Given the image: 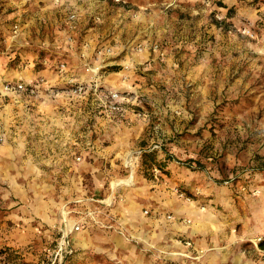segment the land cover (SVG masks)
Listing matches in <instances>:
<instances>
[{
	"label": "rangeland",
	"instance_id": "1",
	"mask_svg": "<svg viewBox=\"0 0 264 264\" xmlns=\"http://www.w3.org/2000/svg\"><path fill=\"white\" fill-rule=\"evenodd\" d=\"M52 1L10 0L12 6L0 18V56H5L0 58V66L20 69L19 56H13L18 50L14 40L26 27L24 17L49 13ZM106 2L110 13L119 9L130 21L136 37L133 51L150 53L149 60L135 63L133 72L129 62L111 67L119 71V81L123 83L120 89L131 88L134 99L141 88L146 93L141 103L133 107L136 116L148 123L135 122L121 127L112 138L106 136L104 144L114 147L103 153L102 162L80 163L84 167L96 164L98 169L94 172L102 175L104 171L108 178L99 185L90 178L84 179L83 185L98 186V192L105 191L107 195L113 180L112 189L121 184L145 187L152 183L150 180L167 178L168 189L172 188L184 203L203 210L223 206L240 209L248 216L255 209L264 210V0ZM44 17V27L54 25L50 19L46 23ZM69 20L63 33L65 41L72 35L75 48L78 23ZM92 22L91 17L86 25ZM155 44L158 49L152 51ZM136 46L143 49L139 51ZM42 58V64L49 63L47 57ZM151 59L156 60L154 65L155 60ZM22 63L26 65L27 60ZM122 74L127 76L125 82ZM45 140L44 137V143ZM4 142L0 139V144ZM32 153L35 155L36 151ZM5 158L14 161L10 153ZM124 162L130 166H123ZM78 164L68 165V184L72 188L78 184ZM132 168L142 180H133ZM118 169L122 175L131 173L119 178L114 174ZM48 170L47 162H0V195H5L0 198V262L45 264L43 260L59 233L43 224L29 231L28 235H34L30 243L19 248L7 245L6 240L14 236L17 224L6 216L10 207L5 199L22 196L28 206L44 207L48 192L53 190L46 180ZM241 223L236 221L232 233L240 236L242 254L264 261V250L258 245L264 234L246 236L239 230ZM131 238L128 235L129 240H136ZM30 252L34 256L27 259ZM99 256L91 250L76 248L67 264H124L123 258L108 253ZM140 256H134L129 264H150Z\"/></svg>",
	"mask_w": 264,
	"mask_h": 264
},
{
	"label": "crops",
	"instance_id": "2",
	"mask_svg": "<svg viewBox=\"0 0 264 264\" xmlns=\"http://www.w3.org/2000/svg\"><path fill=\"white\" fill-rule=\"evenodd\" d=\"M17 1L20 0L15 3H19ZM52 3L49 13L24 17L26 27L21 28L20 35L14 40L18 50L13 56L15 53L19 56L20 69L6 64L0 66V138L6 141L0 144V162H47L46 180L53 189L48 192L44 207L28 206L23 203L22 196L6 197V204L10 207L6 216L17 224L14 236L7 239L6 244L14 248L23 247L34 236L28 235L31 234L29 231L39 229L43 224L50 225L59 233L65 222L62 211L70 208L71 221L78 216L86 217L82 227L70 236L73 254L76 248L91 250L96 257L108 253L112 257L123 258L124 264L132 263L131 259L140 255L150 264H172L173 261L176 264L264 263L260 257L242 254L240 236L232 233L236 221H242L239 230L246 236L264 234V210L255 209L251 216L240 209L223 206L203 210L197 205L184 203L172 188L168 189L167 178L158 179L157 176L145 187L121 184L112 189L113 180L107 188L111 193L98 192L100 189L95 185L105 182L108 175L104 171L102 175L94 172L98 169L96 164L84 167L80 162H102L103 153L114 147L104 144L106 136L112 138L121 127L135 122L148 123L134 113L133 106L141 103L146 94L142 88L141 94L137 93L135 99L125 104L122 113H111L105 109L100 90L123 88L119 71L111 69L112 66L129 62L133 72L135 63L149 60L150 53L133 51L132 42L136 37L130 21L121 15L119 9L110 13L106 0H53ZM9 6H12L10 0H0V18ZM73 13V21L78 23L74 31L75 50L68 47L63 33ZM44 16L46 23L50 19L54 25L44 27ZM91 17L93 22L87 26ZM101 45L111 46L112 54L92 61L91 57ZM80 51L82 56L77 54ZM2 57L5 56L2 54ZM42 57H47L49 63L42 64ZM25 60L27 63L23 65ZM58 61L67 63L65 72L57 71L55 63ZM92 62L99 67L97 72L85 70V65ZM155 63L156 60L152 65ZM71 76L78 82L97 85L99 91L96 94L85 90L79 95L63 91L58 95L47 93L50 87L64 88ZM37 77L43 78L38 95L1 92L3 81L32 83ZM37 151L45 155L41 154V157ZM9 153L14 161L5 158ZM37 157L41 159H35ZM75 162L81 164V170L78 184L72 188L68 184L71 172L67 169ZM123 166L130 164L124 162ZM131 171L122 175L118 169L114 174L123 178ZM88 178L95 183L94 186L83 185L84 179ZM142 178L134 175L133 170L134 181ZM4 197V194L0 195V198ZM128 235L136 240H129ZM135 247L141 252L138 253ZM33 256L30 252L27 259ZM0 264L15 263L2 261Z\"/></svg>",
	"mask_w": 264,
	"mask_h": 264
},
{
	"label": "built area",
	"instance_id": "3",
	"mask_svg": "<svg viewBox=\"0 0 264 264\" xmlns=\"http://www.w3.org/2000/svg\"><path fill=\"white\" fill-rule=\"evenodd\" d=\"M71 19L75 18V14L70 15ZM16 28V27H15ZM66 42L68 44V47H73V37L72 35H68L66 37ZM139 51H141L143 48L141 46H136ZM152 51H156L158 49V45L155 44L152 46ZM75 50V48H74ZM112 53V47L111 46H103L101 45L98 47L93 56L91 57L92 61H97L104 57L105 54ZM78 55L82 56L83 53L77 52ZM45 63H47L46 60H44ZM56 68L58 72H65L68 65L65 61H58L55 63ZM128 67V66H127ZM86 71L91 72H97L99 70V67L94 66L92 63H87L85 65ZM127 76L125 74H122V81L125 82V79ZM43 82L42 77H37L34 82L32 83H25V82H13V81H5L1 85V92L4 93H15V92H25L31 95H38L40 90V84ZM97 85H91L87 82H78L74 80V77L71 76L64 88H55L50 87L46 91L49 95H58L60 93L66 92L69 94H82L85 90L93 91L97 94L99 89H97ZM100 97L102 99L103 105L105 109L108 112L111 113H122L125 110V104L130 103L133 99V95L131 94V88L128 86L123 90L120 88H114V89H101L100 90ZM141 113H138L140 115ZM2 139V138H0ZM70 208H65L62 211L63 216L65 217V222L63 227L59 230V236L56 239L54 245L48 249L47 254V262L45 264H63L66 260V258L73 253V249L70 243V236L73 232L78 231L82 225L86 221L85 216H78L76 220L71 221L70 214H71ZM147 212V211H146ZM258 238V240H260Z\"/></svg>",
	"mask_w": 264,
	"mask_h": 264
},
{
	"label": "trees",
	"instance_id": "4",
	"mask_svg": "<svg viewBox=\"0 0 264 264\" xmlns=\"http://www.w3.org/2000/svg\"><path fill=\"white\" fill-rule=\"evenodd\" d=\"M259 247L261 248V249H263L264 250V237L262 238V240L259 242ZM73 255V253L72 254H70L69 256L71 257ZM70 257H68V258H70ZM47 260H48V258L46 257V259L45 260H43V261H46L47 262ZM66 260H67V258H66ZM65 260V261H66ZM45 262V263H46ZM63 264H65V262L63 263Z\"/></svg>",
	"mask_w": 264,
	"mask_h": 264
}]
</instances>
